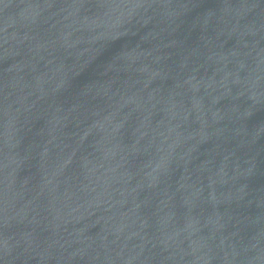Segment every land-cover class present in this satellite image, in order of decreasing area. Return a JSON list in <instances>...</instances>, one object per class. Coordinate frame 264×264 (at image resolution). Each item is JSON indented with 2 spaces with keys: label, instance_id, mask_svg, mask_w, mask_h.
<instances>
[{
  "label": "water",
  "instance_id": "1",
  "mask_svg": "<svg viewBox=\"0 0 264 264\" xmlns=\"http://www.w3.org/2000/svg\"><path fill=\"white\" fill-rule=\"evenodd\" d=\"M0 264H264V0H0Z\"/></svg>",
  "mask_w": 264,
  "mask_h": 264
}]
</instances>
